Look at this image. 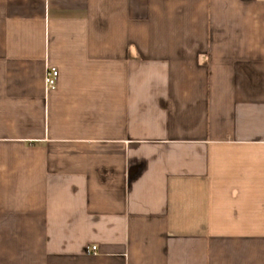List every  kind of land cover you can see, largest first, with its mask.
I'll list each match as a JSON object with an SVG mask.
<instances>
[{
	"label": "crops",
	"instance_id": "obj_1",
	"mask_svg": "<svg viewBox=\"0 0 264 264\" xmlns=\"http://www.w3.org/2000/svg\"><path fill=\"white\" fill-rule=\"evenodd\" d=\"M0 264H264V0H0Z\"/></svg>",
	"mask_w": 264,
	"mask_h": 264
},
{
	"label": "built area",
	"instance_id": "obj_2",
	"mask_svg": "<svg viewBox=\"0 0 264 264\" xmlns=\"http://www.w3.org/2000/svg\"><path fill=\"white\" fill-rule=\"evenodd\" d=\"M57 80H58V71L55 69H49L45 75V85H46L47 90H50V91L54 90L57 85ZM90 251L92 253H96L97 247L95 246L92 247Z\"/></svg>",
	"mask_w": 264,
	"mask_h": 264
}]
</instances>
